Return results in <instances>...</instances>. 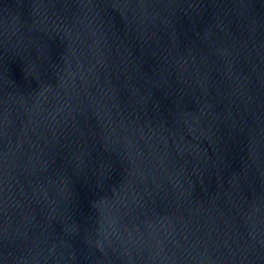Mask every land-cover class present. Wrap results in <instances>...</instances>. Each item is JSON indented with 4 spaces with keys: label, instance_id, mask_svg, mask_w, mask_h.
Listing matches in <instances>:
<instances>
[{
    "label": "water",
    "instance_id": "1",
    "mask_svg": "<svg viewBox=\"0 0 264 264\" xmlns=\"http://www.w3.org/2000/svg\"><path fill=\"white\" fill-rule=\"evenodd\" d=\"M0 264H264V0H0Z\"/></svg>",
    "mask_w": 264,
    "mask_h": 264
}]
</instances>
